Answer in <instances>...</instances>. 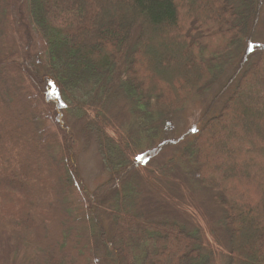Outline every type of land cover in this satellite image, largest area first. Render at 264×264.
<instances>
[{
  "label": "trees",
  "instance_id": "16d2710c",
  "mask_svg": "<svg viewBox=\"0 0 264 264\" xmlns=\"http://www.w3.org/2000/svg\"><path fill=\"white\" fill-rule=\"evenodd\" d=\"M5 2L0 0V13L10 8ZM214 2L47 0L44 10L62 20V25L66 26L61 33L64 38L49 24V30L41 23L37 27L32 2L25 4L27 12L22 3L19 11L22 44L18 51L6 48L1 20L0 264H16L15 255L22 246L33 250L34 258L29 264H94L99 251L108 264H188L198 239L177 223L146 222L143 209L133 203L135 198L121 196L123 190L118 188L137 164L131 159L133 149L118 136L109 137L104 119L96 111L90 112L92 109L79 102L71 90L82 89L89 80L97 86L105 75L118 70L109 60L112 57L106 45L100 46L106 53L102 51L97 53V58L93 57L98 51L91 37L93 33L123 41L121 47L127 48V55L130 53L127 41L135 36L143 59L147 44L152 45L174 70H185L178 73L174 85L169 83L171 88L178 89L188 83L196 71V53L201 46L195 37L196 28L193 25L185 28L181 15L183 11L186 16L201 13L205 18L219 20L214 14L218 7ZM221 2L222 6L233 8L232 0ZM221 18L220 15L219 21L224 20ZM31 25L43 45L41 53L35 50ZM75 26L79 28L72 29ZM163 30H170L167 44L154 37ZM232 40L235 42L237 38ZM156 61L152 57L145 58L151 87H155L159 78L168 76L160 69L156 72L158 75L155 73L154 68H159ZM263 66L253 68L250 74L264 70ZM256 83L250 88L259 96L250 107H245L238 119L219 117L204 123L194 140L199 148L198 178L221 193L224 201L221 199L220 205L226 212V221L233 223L226 264H264V130L258 133L254 129L264 123L263 77ZM131 89L136 93L140 91L133 84ZM133 98L142 104L143 100L131 93L130 99ZM44 112L54 117L63 137L54 156L47 153L43 145ZM85 126L96 133L108 173V183L95 189L88 186L77 163V137ZM252 146H256L258 153L248 157ZM223 163L232 165L233 179L220 176ZM145 186L157 199L156 211L166 214V218L177 213L173 206L177 203L161 195V190L169 195L161 184L154 183L148 176ZM220 188L226 189L229 195ZM110 200L115 202L111 205L113 209L107 203ZM81 202L86 203V209L79 206ZM80 214L88 218L86 231L80 227Z\"/></svg>",
  "mask_w": 264,
  "mask_h": 264
},
{
  "label": "rangeland",
  "instance_id": "374dc122",
  "mask_svg": "<svg viewBox=\"0 0 264 264\" xmlns=\"http://www.w3.org/2000/svg\"><path fill=\"white\" fill-rule=\"evenodd\" d=\"M214 1L218 5L214 14L219 16V20L221 15V19H224L222 21L205 18L201 13L186 16L183 11L181 15L180 21L185 28L191 25L196 28L195 37L200 40L201 46L196 53V71L188 83H183L178 89L171 88L169 85H174L179 74L185 70H174L171 63H166L163 54L147 44L145 58H155L156 67L159 66L154 68L155 73L160 69V72L168 74L166 78L156 80L155 87H151L147 75L150 69L145 65V58L141 56L135 36L127 41L130 43V53L127 55V48L121 47L123 41L116 38L105 39L93 33L91 37H94L98 50L93 53V57L97 58V53L109 50L112 57L109 60L114 62V66H118V70L109 75H105L103 71L106 77L97 86L93 80H89L83 84L82 89L71 90L79 102L92 109L90 112L96 111L104 119L109 137L118 136L133 149L131 159H135L137 164L130 170L132 172L129 177L120 184L118 189L123 190L121 196L135 198L133 203L143 209L142 216H147L146 222L154 220L177 223L198 239L188 264H226L232 232L230 226L233 224L226 221V212L220 205V200H223L221 193L198 178L199 148L194 140L204 123L219 117L238 119L245 107L255 103L259 96L254 90L251 92L252 83H258V79L262 77L264 80V70L257 69L258 71L250 74L253 68L264 65V0H232L233 8L222 6L221 0ZM29 2H32L36 13L37 27L41 23L49 30L51 26L64 38L61 33L66 26L62 25V20L44 10L47 0H6L5 4L10 8L0 13V22L2 20L3 41L7 49L18 51L21 48L20 5L23 3L27 12L25 4L28 6ZM229 15L231 17L227 18ZM27 18L29 19V15ZM78 28L75 26L72 29ZM30 30L32 37L34 35L35 50L38 49L37 53L43 52V45L38 40L34 26L31 25ZM168 34L170 30H163L155 33L154 37L163 39V44H167ZM234 37L237 38L235 42L232 40ZM71 38L74 40L73 36ZM102 45H106V49H100ZM131 84L140 89L139 93L131 89ZM131 93L136 99L139 97L143 100L142 104L134 98L130 99ZM174 95L178 98L174 99ZM42 109L44 107L41 105ZM227 121L228 119L225 123ZM41 124L43 145L47 153L54 156L63 142L60 126L47 112L43 113ZM228 128L229 126L227 133L230 132ZM254 129L259 133L264 130V123ZM95 135L90 127H83L77 137L79 143L76 153L80 171L88 186L93 189L108 183V173L101 156L102 148ZM218 149L220 151V145ZM255 153H258L256 146L248 149V157ZM222 165L220 171L223 172L220 176H225L226 180L233 179L232 165ZM148 176L172 195L161 190L165 199L177 203L173 204L177 213L172 214V217L166 218V214L156 211L159 207L154 205L157 199L145 186ZM220 190L228 194L226 189ZM107 203L113 209L111 205L115 202L110 200ZM79 206L86 209L85 202H81ZM171 209L172 207L170 212ZM79 224L82 230L88 229L86 214H80ZM102 254L99 251L94 264H108ZM33 258V250L22 246L15 255L14 262L29 264Z\"/></svg>",
  "mask_w": 264,
  "mask_h": 264
}]
</instances>
